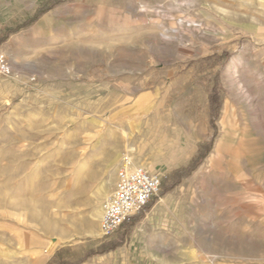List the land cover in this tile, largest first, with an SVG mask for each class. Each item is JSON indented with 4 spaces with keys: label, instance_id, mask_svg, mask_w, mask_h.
<instances>
[{
    "label": "rangeland",
    "instance_id": "374dc122",
    "mask_svg": "<svg viewBox=\"0 0 264 264\" xmlns=\"http://www.w3.org/2000/svg\"><path fill=\"white\" fill-rule=\"evenodd\" d=\"M1 44L0 264H264V0H0ZM126 156L162 190L104 236Z\"/></svg>",
    "mask_w": 264,
    "mask_h": 264
},
{
    "label": "built area",
    "instance_id": "2783aa9c",
    "mask_svg": "<svg viewBox=\"0 0 264 264\" xmlns=\"http://www.w3.org/2000/svg\"><path fill=\"white\" fill-rule=\"evenodd\" d=\"M13 71L7 52L0 49V79L12 76ZM163 181L162 172L135 165L124 158L117 172L113 192L103 208L100 220L102 235L113 234L144 210L155 197L159 196Z\"/></svg>",
    "mask_w": 264,
    "mask_h": 264
},
{
    "label": "crops",
    "instance_id": "0c3cea01",
    "mask_svg": "<svg viewBox=\"0 0 264 264\" xmlns=\"http://www.w3.org/2000/svg\"><path fill=\"white\" fill-rule=\"evenodd\" d=\"M1 46H2V44L0 45V49H2ZM244 136H247V135L244 134ZM234 137L236 138L237 136L235 135ZM234 139L232 141L233 142V144H232L233 147H234V141H235ZM219 142H220V137H219V139L217 141V145H216V148H215L214 152L211 154V156L209 158V164H211L213 162V160H214V158H215L216 155L220 154V143ZM239 143H241L240 140L238 141V144ZM240 147H242V146H240ZM135 150H136V148L134 146H130V151L133 152ZM222 157H223V155L221 153L220 158H222ZM140 164H141V166H144L146 168V163L141 162ZM173 197H174V195L171 194V193H168L166 196L162 197L161 200H160V202L154 207V209L152 210V212L148 215V219L149 220L153 219V215H156L158 213L157 211H159V209L167 206L171 202V200H173Z\"/></svg>",
    "mask_w": 264,
    "mask_h": 264
},
{
    "label": "bare ground",
    "instance_id": "6f19581e",
    "mask_svg": "<svg viewBox=\"0 0 264 264\" xmlns=\"http://www.w3.org/2000/svg\"><path fill=\"white\" fill-rule=\"evenodd\" d=\"M229 110V105H226L225 106V110H224V113L222 114V117L220 118L219 120V123L221 124L222 128H223V132H222V135L220 136V153L223 151L224 149V146H225V143L227 142L228 138H229V134H228V125L230 124L231 122V114L230 112L228 111ZM133 150V149H132ZM125 159H127L128 161H132V157L130 159V156H126ZM110 197V196H109ZM109 199V198H108ZM108 199L103 203V206L99 209L98 211V217L101 218L102 216V212H103V208H104V205L105 203L108 201ZM101 220V219H100Z\"/></svg>",
    "mask_w": 264,
    "mask_h": 264
},
{
    "label": "trees",
    "instance_id": "16d2710c",
    "mask_svg": "<svg viewBox=\"0 0 264 264\" xmlns=\"http://www.w3.org/2000/svg\"><path fill=\"white\" fill-rule=\"evenodd\" d=\"M148 205H149V204H148ZM148 205H147V206H148ZM147 206H146V207H147Z\"/></svg>",
    "mask_w": 264,
    "mask_h": 264
}]
</instances>
